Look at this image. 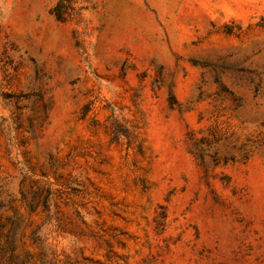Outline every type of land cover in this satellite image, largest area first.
<instances>
[{"label": "rangeland", "instance_id": "rangeland-1", "mask_svg": "<svg viewBox=\"0 0 264 264\" xmlns=\"http://www.w3.org/2000/svg\"><path fill=\"white\" fill-rule=\"evenodd\" d=\"M0 264H264V0H0Z\"/></svg>", "mask_w": 264, "mask_h": 264}, {"label": "trees", "instance_id": "trees-1", "mask_svg": "<svg viewBox=\"0 0 264 264\" xmlns=\"http://www.w3.org/2000/svg\"><path fill=\"white\" fill-rule=\"evenodd\" d=\"M64 7V9H66L65 6L63 5H57L55 6V8L53 9V12L55 13L56 17L58 19H61V20H66V15H65V10H62Z\"/></svg>", "mask_w": 264, "mask_h": 264}]
</instances>
